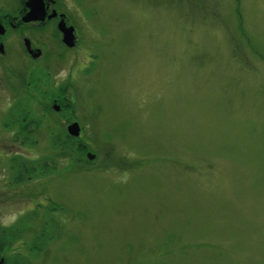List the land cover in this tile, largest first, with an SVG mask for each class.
<instances>
[{"label":"rangeland","instance_id":"rangeland-1","mask_svg":"<svg viewBox=\"0 0 264 264\" xmlns=\"http://www.w3.org/2000/svg\"><path fill=\"white\" fill-rule=\"evenodd\" d=\"M68 2L79 42L62 60L51 25L27 29L50 48L51 72L44 54L41 80L30 79L39 63L15 38L16 56L0 65L5 254L21 264H264V0ZM66 74L69 106L55 120L45 95ZM17 96L22 114L5 118ZM70 116L85 146L75 165L76 142L57 155L67 139L50 132ZM14 154L32 166L16 172Z\"/></svg>","mask_w":264,"mask_h":264},{"label":"flooded vegetation","instance_id":"flooded-vegetation-1","mask_svg":"<svg viewBox=\"0 0 264 264\" xmlns=\"http://www.w3.org/2000/svg\"><path fill=\"white\" fill-rule=\"evenodd\" d=\"M38 3L42 6L41 11L32 13L33 16H36L31 19H25L24 17L27 16V14L31 11V4ZM8 3V9H4L1 7L2 0H0V65H3L4 60L7 58L5 55H9V57L16 56V50L14 53H11L14 48L9 42L12 40V38H15L20 43V48H22V51L20 50L19 55L22 57L24 56L22 53L26 54V57L30 60H34L33 62H36L35 64L39 63L38 65L40 68H35L33 70H30L28 72V75L31 78H34L35 81L41 80L42 77L38 75L42 74L43 71H46V69L43 67L44 65L40 63L39 58L42 57L44 54V61L46 62V65L48 66L49 72L51 70L49 69L50 65L53 63L49 54H50V48H47L46 51L45 46L43 42L40 40V42H37L39 40L38 38H35L32 33L28 32L27 29H38L39 31H42V29H45L43 27L52 26L51 29L54 33H52L51 39L57 40L60 44V51L58 53V59L59 61L63 54L68 51L69 48L75 47L79 42V31L80 26L77 22V20L74 19L73 14L69 12L68 10V0H12ZM63 21L66 26L72 27V32L74 34V45L69 46L63 41V31L61 30L59 24ZM48 24V25H47ZM46 31V30H45ZM14 41V40H12ZM39 49V53L37 55L34 54V52ZM13 57V59H14ZM24 58V57H23ZM8 60V59H7ZM7 65V64H6ZM4 66V65H3ZM3 66H1L3 68ZM6 69L7 67L4 66ZM45 69V70H44ZM5 71V70H4ZM69 80L68 75L63 76H56L54 80L51 82V86L55 85L52 89L47 90V93L45 96H50L51 94L54 96L52 101L49 102L51 107L49 110H47L49 113H56L55 120H58L57 117V111H61V109L65 110L67 103H68V94H69ZM53 90V91H52ZM50 93V95H49ZM44 95V94H42ZM46 99V98H45ZM18 99V96L16 97V101L12 104H10V107L6 110L2 109L3 114L5 115V118L8 117H14L18 116L22 113H20L19 108L21 109V106L19 105L20 102ZM38 102V100H36ZM35 102V103H36ZM26 105L24 104V107ZM15 108L17 110H15ZM56 110L55 112H52ZM18 111V112H17ZM8 113V114H7ZM63 115V114H62ZM60 115V116H62ZM1 120V119H0ZM5 125V122L2 123ZM67 125L65 131L67 130ZM68 132V131H67ZM29 138V137H27ZM17 156V155H16ZM14 156H10V163H13L12 166L17 165V171H20V169L24 168L27 169L28 167H31L28 165L27 161ZM27 159H32L31 157L27 156ZM16 160V162H15ZM15 162V163H14ZM34 167V166H33ZM31 177L30 175H27L26 178ZM19 174H17L13 179L12 182L19 184ZM12 184V183H11ZM0 242L4 244L5 240H3V237L0 236ZM0 257L3 258L2 264L5 262V254L3 253V249H0Z\"/></svg>","mask_w":264,"mask_h":264},{"label":"trees","instance_id":"trees-1","mask_svg":"<svg viewBox=\"0 0 264 264\" xmlns=\"http://www.w3.org/2000/svg\"><path fill=\"white\" fill-rule=\"evenodd\" d=\"M67 105L69 106V102L67 103ZM81 130H82V127H81ZM50 132H52V134L53 133H58L59 136L62 135L63 137H65L67 139L66 143H64V142L61 143L62 147L60 146L61 148L59 149V151L58 150L56 151L57 155H58V153L67 154L68 150H66V147H68L69 152H70V150L73 149L72 148L73 145H70V144H75L74 142H76L77 148L75 149V151H78L79 154H78V156L75 159L73 158V162H74L73 164L75 165V164H78L81 161H83L81 159V154L85 153V146H84V142L82 141V139H80V138L83 137L82 133H81V135L78 136L79 138L77 137L78 138L77 139L76 137L70 135V133H68L67 130L65 131V129L63 127H61V126L58 127L56 131H55V129H52ZM74 138H76V140ZM61 139L62 138H54V141L59 140V142H60ZM71 153H73L72 150H71ZM84 161H85V163L88 162L87 159H85ZM82 167H84V166H82ZM56 209H57V206L52 207V210H56ZM42 236H40V238L38 239V244H36L37 242H35L34 244L30 245L31 246L30 249H32L34 251V250H39L42 247L41 243L43 245V241H45V238H43ZM10 248H11V245L9 243L7 244V247L5 248V244H2L0 242V249L1 250L3 249V253L4 254H5L4 250L6 251V249L9 250ZM11 253L12 254L7 252L5 254V262H4V264H21V261L19 260L20 255L19 254H15L13 252H11Z\"/></svg>","mask_w":264,"mask_h":264},{"label":"water","instance_id":"water-1","mask_svg":"<svg viewBox=\"0 0 264 264\" xmlns=\"http://www.w3.org/2000/svg\"><path fill=\"white\" fill-rule=\"evenodd\" d=\"M41 5L38 3H33L31 4V11L27 14L26 17H24L25 19H31L34 18L36 16H33L32 13L34 12H39L41 11ZM61 30L63 31V41L69 45L72 46L74 45V34L72 32V27L71 26H66L65 23L63 21H61V23L59 24ZM39 53V49H37L36 52H34L35 55H37ZM68 132L72 135H76L77 133H79V125L77 121H73L71 122L68 126H67ZM89 157H92V154H88ZM3 258L0 257V264H2Z\"/></svg>","mask_w":264,"mask_h":264}]
</instances>
